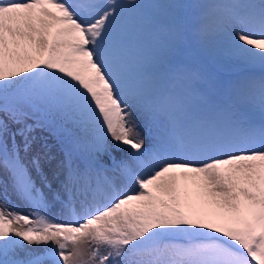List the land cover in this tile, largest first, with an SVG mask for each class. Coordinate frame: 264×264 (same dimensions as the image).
<instances>
[{"label": "snow or ice", "instance_id": "snow-or-ice-1", "mask_svg": "<svg viewBox=\"0 0 264 264\" xmlns=\"http://www.w3.org/2000/svg\"><path fill=\"white\" fill-rule=\"evenodd\" d=\"M0 192V264H264V0H0Z\"/></svg>", "mask_w": 264, "mask_h": 264}, {"label": "rangeland", "instance_id": "rangeland-1", "mask_svg": "<svg viewBox=\"0 0 264 264\" xmlns=\"http://www.w3.org/2000/svg\"><path fill=\"white\" fill-rule=\"evenodd\" d=\"M148 2H164V0H148ZM181 2L190 3L195 2V0H181ZM217 71L221 79L227 85L230 82H234L244 72V69L235 65L223 64L218 67ZM0 202H5L3 192H0ZM6 202L10 207L17 211H21L24 214H27L29 211H31V209L27 205H25L22 201H20L12 194H9L8 200Z\"/></svg>", "mask_w": 264, "mask_h": 264}]
</instances>
